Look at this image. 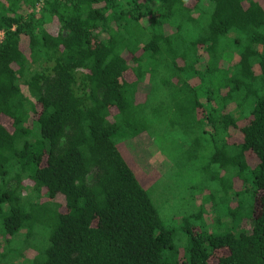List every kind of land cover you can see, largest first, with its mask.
<instances>
[{
    "label": "trees",
    "instance_id": "16d2710c",
    "mask_svg": "<svg viewBox=\"0 0 264 264\" xmlns=\"http://www.w3.org/2000/svg\"><path fill=\"white\" fill-rule=\"evenodd\" d=\"M1 32L0 264H264V0H0ZM143 132L228 225L174 242L119 146Z\"/></svg>",
    "mask_w": 264,
    "mask_h": 264
},
{
    "label": "rangeland",
    "instance_id": "374dc122",
    "mask_svg": "<svg viewBox=\"0 0 264 264\" xmlns=\"http://www.w3.org/2000/svg\"><path fill=\"white\" fill-rule=\"evenodd\" d=\"M237 59L238 56L234 57L232 62L237 61ZM255 69L259 70V67L255 66ZM233 132L238 135V129L233 130ZM182 144L180 140L177 143V147L166 141L160 142L159 145L146 132L119 142L124 157H126L125 159L138 173L141 183L149 190L152 200L159 209L163 224L166 228L173 231L174 242L180 247L184 245L183 227L185 225L212 224L210 216L212 217L213 215L217 216V218L213 216L216 221L218 219L217 222L219 224L217 226L228 225V220L224 219V216L218 217L219 212L221 213V210H224L227 200V194L221 189L220 185L217 182L207 180L203 176L204 173L197 170L194 163L174 165L171 152L177 150ZM197 153L201 154L200 151H197ZM249 156L252 157V154L249 153ZM211 169L215 171L219 167L214 165ZM209 174L211 175V173ZM236 184H238L239 189L242 188L241 180H238ZM204 186H207V188L204 191H200ZM212 190L214 191L215 200L213 211L212 204L209 202V193ZM61 199L58 196L55 200L60 202ZM203 200H207V203H204V207H200ZM231 201V204L235 206L237 203L236 199L233 198ZM200 209L204 211L201 221H196L193 218L184 220L185 214L189 215L192 212H198ZM207 211L210 212L207 213ZM240 226L250 229L251 222L244 219ZM0 235L2 234L0 233ZM11 256L13 257V255Z\"/></svg>",
    "mask_w": 264,
    "mask_h": 264
},
{
    "label": "built area",
    "instance_id": "2783aa9c",
    "mask_svg": "<svg viewBox=\"0 0 264 264\" xmlns=\"http://www.w3.org/2000/svg\"><path fill=\"white\" fill-rule=\"evenodd\" d=\"M40 5H41V4L38 5V8L40 7ZM3 33H4V32H1V33H0V40H1L2 37H3Z\"/></svg>",
    "mask_w": 264,
    "mask_h": 264
}]
</instances>
